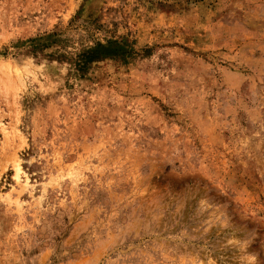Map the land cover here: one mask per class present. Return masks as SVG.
I'll return each instance as SVG.
<instances>
[{"label":"rangeland","instance_id":"obj_1","mask_svg":"<svg viewBox=\"0 0 264 264\" xmlns=\"http://www.w3.org/2000/svg\"><path fill=\"white\" fill-rule=\"evenodd\" d=\"M0 264H264V0H0Z\"/></svg>","mask_w":264,"mask_h":264}]
</instances>
